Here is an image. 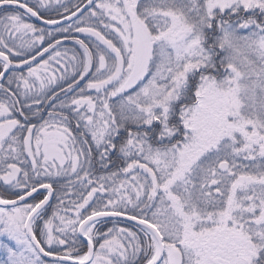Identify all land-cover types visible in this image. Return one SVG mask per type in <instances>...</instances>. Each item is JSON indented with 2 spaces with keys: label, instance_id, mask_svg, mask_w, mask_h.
<instances>
[{
  "label": "snow or ice",
  "instance_id": "obj_1",
  "mask_svg": "<svg viewBox=\"0 0 264 264\" xmlns=\"http://www.w3.org/2000/svg\"><path fill=\"white\" fill-rule=\"evenodd\" d=\"M0 264H264V0H0Z\"/></svg>",
  "mask_w": 264,
  "mask_h": 264
},
{
  "label": "water",
  "instance_id": "obj_2",
  "mask_svg": "<svg viewBox=\"0 0 264 264\" xmlns=\"http://www.w3.org/2000/svg\"><path fill=\"white\" fill-rule=\"evenodd\" d=\"M37 23H39V22H37Z\"/></svg>",
  "mask_w": 264,
  "mask_h": 264
}]
</instances>
